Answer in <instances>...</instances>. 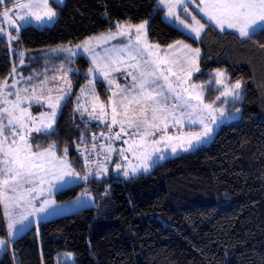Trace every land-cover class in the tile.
<instances>
[{
  "label": "trees",
  "instance_id": "trees-1",
  "mask_svg": "<svg viewBox=\"0 0 264 264\" xmlns=\"http://www.w3.org/2000/svg\"><path fill=\"white\" fill-rule=\"evenodd\" d=\"M53 7L58 16L52 25L21 29L17 45L27 55L83 42L117 22L147 20L150 42L183 40L201 49L196 82L208 83L218 69L229 83L242 81L241 99L231 102L241 117L222 126L206 147L166 159L148 173L124 178L110 172L58 192L55 200L67 202L89 191L95 205L31 226L2 253L0 264H55L62 252L73 254L74 264H264V34L245 39L201 19L207 27L195 40L163 20L158 0H65ZM14 64L0 37V82ZM76 64L83 72L89 67L82 56ZM80 78L55 130L41 135L39 145L55 144L59 154L67 148L83 174L75 145L82 134L90 137L103 127L85 124L74 111L73 98L87 79ZM96 87L106 102L108 89L101 82ZM209 90L219 95L213 86Z\"/></svg>",
  "mask_w": 264,
  "mask_h": 264
},
{
  "label": "snow or ice",
  "instance_id": "snow-or-ice-1",
  "mask_svg": "<svg viewBox=\"0 0 264 264\" xmlns=\"http://www.w3.org/2000/svg\"><path fill=\"white\" fill-rule=\"evenodd\" d=\"M11 2L13 6L9 8L6 6V0H0V5H4L0 11L2 17L0 37L7 38L10 51H12L10 42L20 39L21 22L53 21L58 15L53 3L60 4L63 0H11ZM192 2L193 0H159V3L167 8L166 16L174 18L178 25L187 30L189 38L194 37L198 40L207 25L189 11V4ZM196 7L207 21L215 24L221 31L225 28L232 29L239 37L245 39L254 38L258 32L264 34V0H198ZM178 9H182L190 16L191 21L181 18ZM147 26V20L137 24L130 21L117 22L116 32L109 30L99 37H90L75 45V48H82L85 53L91 55L92 66L87 70L88 76L96 74L103 76L108 81L110 90L111 85L115 84L111 73L120 71V65H124L125 71L133 80L131 87L121 88L116 84L117 90L108 97L107 104L101 101L96 93L93 80H89L86 87L91 111L85 103L80 102L81 96H77L74 111L79 112L81 117L87 114L89 120H98L107 129L109 143L107 146H101L97 155L107 154L103 155V160L95 161L97 178L107 174L105 162L110 159L111 153L116 151L111 142L120 140L122 134L128 135L130 140L124 141L128 147L119 149V155L127 160L126 153L130 152L138 163L129 162L126 165L117 163L116 170L122 171L125 177L135 176L140 171L149 170L153 154L160 153L159 159L164 158L161 144L170 148L172 153H176L178 149L188 151L207 139L214 130L213 125L219 123L222 117L229 115L224 107L216 106V102L221 101V98L222 104H227L229 98L232 101L241 99L242 81L228 83L226 73L218 69L214 72V82L221 86L222 90L215 100L205 102V85L193 82L194 74L201 71L199 64L201 49L193 48L183 40H177L168 45V49L171 50L169 53L160 55V46L148 42ZM116 37H126L128 43L123 47L114 46L110 50H105L104 55L96 53L93 40L107 42ZM51 51L67 52L72 56L76 54L67 46L53 48ZM16 54L23 64L25 52L19 51ZM129 60L134 62L128 63ZM67 63L71 64V59H68ZM72 71L74 69L66 68L62 63L56 70L58 75L49 78L45 73L44 78L38 83L30 84V91L29 87L17 88L20 81L16 79H13L11 84L7 79L0 82V205H3V214L8 220L10 238L17 224H23L29 216L47 212L55 203L44 198L40 200L39 207H36L34 201L45 192L76 180L87 181L93 174L91 152L96 149L95 144L92 145V149L85 147L80 153L84 157L86 169V174L81 176L68 159L67 148L64 149L63 155H57L55 144L42 149L40 145L32 142L33 133H49L53 128L62 102L71 93L72 82L68 74ZM15 74L14 66L11 75L15 77ZM50 79L52 86H49ZM27 80L32 81L33 77L29 76ZM160 80H163V84L158 83ZM10 89H15V92ZM45 89L48 93L46 96ZM54 90L56 95L52 94ZM84 93L85 89L82 88L81 94ZM10 96H15V99L10 100ZM173 98L175 102L169 103ZM26 102L29 107L32 103L46 104L51 111L41 112L37 118L29 111V107L22 106ZM235 111L239 113L240 109L237 108ZM185 121L199 124L200 130L182 131ZM114 126H119V131L113 132ZM170 126L176 128L179 134H169ZM130 129L133 131H129ZM156 134H159L158 138ZM100 135L105 136V133L102 132ZM92 139L95 141L96 136L94 135ZM84 142L82 134L80 143ZM16 208L23 209L19 213V219L15 218L16 214L13 211ZM28 208H31V211H28ZM6 243L7 241L0 239V246Z\"/></svg>",
  "mask_w": 264,
  "mask_h": 264
},
{
  "label": "rangeland",
  "instance_id": "rangeland-1",
  "mask_svg": "<svg viewBox=\"0 0 264 264\" xmlns=\"http://www.w3.org/2000/svg\"><path fill=\"white\" fill-rule=\"evenodd\" d=\"M65 0H63L64 3ZM198 2V0H193L192 3L189 4V11L193 14L196 15L198 19H203L204 21H206L207 23L213 25L216 29H218L219 31H221L219 28L216 27L215 24H212L210 21H207L199 12L198 8L196 7V3ZM63 3H60L59 5H63ZM2 7L1 11L4 8V5H0ZM6 6L11 8L12 2L11 0H6ZM158 7L160 9L163 10V20L171 25H173L174 27H176L177 29H179L180 31H182L183 33H185L187 36H189V33L187 32V30H184L182 28V26L178 25L174 18L170 19L166 16V12H167V8L164 7V5L159 3L158 0ZM178 13L180 14L181 18H187L188 21H191V17L187 16V14H185L182 9H178L177 10ZM58 16V15H57ZM57 17L51 21V22H36L34 20H29L27 23L25 22H21L22 24V28L28 26V25H33L37 28H42L44 26H50L52 25L55 21H56ZM0 25H2V17H0ZM5 27H7V25H3ZM148 27V26H147ZM112 32H116V27L114 29L111 30ZM225 31H230L233 32L237 35H239L238 33H236L234 30L232 29H227L225 28L224 31L221 32H225ZM14 32V30H13ZM109 32V31H107ZM105 32V33H107ZM203 33V32H202ZM201 33V35H202ZM103 34V33H102ZM101 35V34H100ZM100 35L97 36H93V37H99ZM201 37V36H200ZM3 38L8 44L9 41L7 40L6 37H1ZM193 39H195L194 37H192ZM148 39V36H147ZM197 40V39H195ZM148 42L151 44L152 43L149 41ZM185 42V41H184ZM11 46H12V55L15 58V68H16V74L15 77H13L12 75L7 79L8 83L11 84L13 82V79L19 80L20 83L17 84V88H24V87H29V91L30 89V84H34V83H38L39 80L44 78V74L47 73V76L49 78H51L53 75H58V73L56 72V70L59 68V66L64 63L66 68H72L74 69V71L69 72L68 76L69 79L72 82V90L71 93L69 94V96L66 98L65 101L62 102L61 108L64 105V103L73 95V90H74V85L75 83H77L81 78L80 77H86V82L79 88V90L77 91L76 95L73 98V102H74V108L76 107L77 104V96H81V103H85L86 106L89 107V111H91V107L88 104V100H89V94H88V89H87V85L89 80H93V83L95 84V91L96 93L99 95L97 87H96V83L97 82H101L103 83V85L108 89V97L112 95L113 91H116V84H119L121 88L124 87H131V85L133 84V80L132 77L129 76L127 74V72L124 69V65H120V71H114L111 73V77L115 80V84L111 85V90H110V86L108 84V81L105 80L103 78V76H100L99 74H96L95 76H88L87 74V70L85 72L81 71L78 68V65L76 64V60L78 59V57L82 56L84 57L88 63H89V67L92 66V60H91V55L89 53H85L83 51V49H77L75 48V45L81 44L77 43V44H71V45H66L67 47H70L73 49V52H75L76 54L74 56L70 55L67 52H52L51 50H47L44 52H38L37 54H31V55H27L26 51L21 50L18 45H17V40H13L10 42ZM128 40L126 37H116V39H112V40H108L107 42L104 41H96L93 40L92 44L95 46V51L96 53H98L99 55H104L105 50H110L112 49L114 46L115 47H123L124 44H127ZM187 43V42H185ZM160 46V45H159ZM192 46V45H191ZM193 48H196L194 46H192ZM19 51H24L25 52V56L23 57L24 59V63L21 64L20 63V57L16 54ZM154 51H156L154 49ZM171 50L168 49V46H160L159 48V53L160 55H164L166 53H169ZM71 59L72 63L68 64L67 60ZM125 59H127L125 57ZM201 59V58H200ZM134 61L129 60L128 63H133ZM199 64H200V60H199ZM88 67V68H89ZM129 71H132V69H128ZM215 72V71H214ZM214 72H213V78L208 82L205 83V102H211L208 99L213 98L215 100V94L210 93L211 90H209V88L211 86H213L214 90H222L221 86L216 85L214 82ZM38 74V75H37ZM198 73H195L193 76V82L197 83V84H203V83H198L195 81V76ZM75 75H79V77L75 78V82L73 81V76ZM32 76L33 80L32 81H28L27 77ZM227 76V75H226ZM21 77H24L25 79H21ZM174 79V77L172 78ZM227 82L229 83L228 77H227ZM59 83V82H57ZM158 83L163 84V80L158 81ZM49 86H52V81L50 79V83ZM85 89V93L82 95L81 94V89ZM242 89V88H241ZM12 92H15V89H10ZM6 91H9V89H6ZM47 93V89H45L44 91V95L46 96ZM53 95H56L57 93L55 92V90L52 93ZM100 97V96H99ZM10 100H14L15 96H10L9 97ZM101 99V98H100ZM222 100L223 98H221V101H217L216 102V106L217 107H224V109L229 113V115H226L225 117H222L220 122L217 123L216 125H213V132L212 134L205 140H203L201 143L194 145L191 149H189L188 151H182V150H177L176 153H172L170 148L165 147L163 144L160 145V148L162 150L163 159H159L160 153H155L153 154V159L152 161H150V167L149 170L147 172L144 171H140L138 172L135 176L139 175V174H143V173H148L150 171H152V169L155 167V165H157L158 163L166 160V159H170V158H174L176 156H179L183 153H189V152H193L196 151L198 149L204 148L207 145H209V143L213 140L215 134L218 132V130L226 125V124H230V123H235L237 122L240 117H241V108L237 107L240 109L239 113H237L235 111V109H237L236 107H234V105H231V102H236V101H232L231 98H229V102L227 104H222ZM102 101V100H101ZM175 100L170 99L169 103H174ZM107 104V101L105 102ZM24 107H29L28 103L26 102L24 105H22ZM61 108L58 110L57 112V116H56V122L57 119L59 117ZM29 111L32 112V114L34 116H36L37 118H39L40 113L41 112H50L51 109H49L47 107L46 104H38V103H32L31 106L29 107ZM76 112V111H75ZM80 118V120L82 122H84L87 125H96V126H100L103 127V129H98L97 132H92L90 133V137L89 136H84V143H80V140L78 141V143L75 145V150L77 152V158L79 157L80 160V170L82 171L83 174H80L81 176L86 174V169L84 168V157L81 156V151H83L85 149V147H87L88 149H92V145L95 144L96 145V149L94 151L91 152V160L93 161V164L91 165L92 167V171L93 174L91 176H89L88 179H96L99 180L105 176H108V174L111 172L113 175L115 176H122L124 178H128L125 177L123 175V172L120 171L118 172L116 170V164L117 163H121V164H128L129 162L131 163H138V161L134 158V156L132 155V153H126L128 159L125 160L123 159L120 155H119V149L121 148H127L128 145L124 143L125 140H130V137L128 135L122 134L121 139L120 140H113L112 143V147L114 149H116V151L111 153L110 159L108 161H106V167H107V174L106 175H101L100 178L96 177V164L95 161H97L98 159L103 160V155L107 154V153H102L100 156L97 155L98 152H100L101 150V146H107V144L109 143L108 139H107V129L105 127L104 124H101L98 120H89L87 114H85L83 117H81L79 112H76ZM111 110L109 109V116H110ZM56 122L53 125V128L51 129L50 132H53L55 130V126H56ZM110 123V119L108 121ZM201 126L199 124H191L188 123L187 121H185L184 127L182 129V131L187 132L190 130L193 131H198L200 130ZM119 131V126H114L113 127V132H117ZM129 131H133L132 129H130ZM169 134H175L178 135L179 132L177 131L176 128L174 127H169ZM49 132V133H50ZM104 132L105 136H101L100 134ZM45 133H33L32 134V142L34 144H38L39 145V140H40V136L44 135ZM96 136V140L93 141L92 137ZM157 138L159 136V134H156ZM47 148V147H46ZM78 148L80 151H78ZM64 150L62 151V154H59L58 152V147H57V155H63ZM129 177H133V176H129ZM84 183L86 182L85 180H76L73 183H69L64 185L63 187H53L50 192H45L39 199H37L36 201H34L36 207H39L40 204V200L47 198L51 201H54L55 203L48 209L47 212L45 213H38L36 215L33 216H29L28 220L25 221L23 224H17L13 230V236L10 238L8 236V229H7V223L8 220L7 218L4 217V208L3 205L1 206V211H2V216H3V221H4V227H5V236L4 237H0V239H4L5 241H7L6 245L4 246H0V256L2 255V253L5 250H9L11 244L18 238L20 237L23 233H25L31 226L37 225L40 222H44V221H48L50 219L56 218V217H60V216H64V215H69L72 214L80 209L83 208H87V207H93L95 205V197L92 193H90L89 191H83L82 193H80L75 199L67 201V202H57L54 198V196L58 193L61 192L65 189H68L70 187L76 186L80 183ZM46 187V186H45ZM85 193H87V195H84ZM77 198H80L79 200ZM23 209L21 208H16L13 209L16 219H19V213L22 211ZM28 211H31V208H28ZM74 255L71 253H66V252H62L59 255L56 256V263L55 264H74Z\"/></svg>",
  "mask_w": 264,
  "mask_h": 264
}]
</instances>
